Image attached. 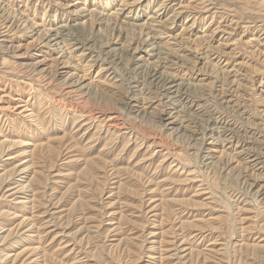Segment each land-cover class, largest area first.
Listing matches in <instances>:
<instances>
[{
	"label": "rangeland",
	"instance_id": "1",
	"mask_svg": "<svg viewBox=\"0 0 264 264\" xmlns=\"http://www.w3.org/2000/svg\"><path fill=\"white\" fill-rule=\"evenodd\" d=\"M0 264H264V0H0Z\"/></svg>",
	"mask_w": 264,
	"mask_h": 264
},
{
	"label": "bare ground",
	"instance_id": "2",
	"mask_svg": "<svg viewBox=\"0 0 264 264\" xmlns=\"http://www.w3.org/2000/svg\"><path fill=\"white\" fill-rule=\"evenodd\" d=\"M127 4V3H126ZM128 5V4H127ZM119 10V9H118ZM87 14V13H86ZM89 15H91L90 13H88L87 14V16H89ZM172 21V20H171ZM114 21H112V20H110V19H108L107 20V22H106V24H107V26H112V29L113 30H115V31H117L118 33H121L122 32V27H118V26H116V24L114 25V23H117L118 21H116V22H114ZM103 23V22H102ZM119 25V24H118ZM122 25V24H121ZM68 26V25H67ZM64 27V26H63ZM110 28V27H109ZM142 28V27H141ZM149 29V28H148ZM73 31V30H72ZM139 31L141 32V38H140V41H139V43L137 42V47L135 48V50H134V55L136 56V57H138V56H140L141 55V53H142V51L145 49V47L146 48H148L149 46H151V44H150V42L152 41V40H150L149 38H147L144 42H143V35H144V28L143 29H139ZM138 31V32H139ZM148 31V30H147ZM44 32V31H43ZM114 32V31H113ZM45 33H48V39H50V42H57L56 44H55V46L57 47L58 46V48L59 49H61V51L63 50V47H59L60 45H64L65 46V48H67V50L70 48L69 46H70V44H68L69 42L67 41V38H68V36H66L65 37V35H63L62 33H61V31L60 32H57V33H55V34H51V32H48V31H45ZM151 33V32H150ZM158 33V32H157ZM115 34V33H114ZM147 34V33H146ZM75 35V34H74ZM148 35H149V33H148ZM53 36V37H52ZM119 36V35H118ZM147 36V35H146ZM93 37V36H92ZM96 37V36H95ZM115 37V36H114ZM132 37H133V35H132ZM135 37H137V36H135L134 35V38ZM150 37V36H149ZM94 38V37H93ZM151 38V37H150ZM72 39V38H71ZM74 39V38H73ZM90 39H91V37H90ZM95 39V38H94ZM93 39V40H94ZM158 39V38H157ZM86 40H87V38H86ZM85 40V41H86ZM114 40V39H113ZM118 40V39H117ZM124 40V39H123ZM136 40V39H135ZM89 41V40H88ZM130 41V40H129ZM74 42H76V40L74 41ZM78 42V41H77ZM110 42V41H109ZM109 42H108V44H109ZM134 42V41H133ZM111 43V42H110ZM130 43V42H129ZM156 43V42H155ZM81 44H82V42H81ZM114 44H116L115 43V41H114ZM128 44V43H127ZM132 44V43H131ZM136 44V43H135ZM157 44V43H156ZM155 44V45H156ZM85 45V44H84ZM110 45V44H109ZM108 45V46H109ZM124 46V45H123ZM122 46V47H123ZM166 46V45H165ZM81 47V46H80ZM159 47V46H158ZM167 47H168V45H167ZM166 47V48H167ZM103 48H104V46H103ZM106 48V47H105ZM134 48V47H133ZM144 48V49H143ZM102 49V48H101ZM70 50V49H69ZM68 50V51H69ZM130 50V49H129ZM128 50V51H129ZM132 50V49H131ZM176 50V49H175ZM60 51V52H61ZM67 51V52H68ZM114 51V50H113ZM127 51V52H128ZM64 52H65V50H64ZM70 52V51H69ZM169 52V51H168ZM173 52V51H172ZM121 53V52H120ZM123 54H124V52H122ZM133 53V52H132ZM176 54H178V53H176ZM116 55V54H115ZM117 55H118V53H117ZM126 55V54H125ZM128 55V54H127ZM133 55V54H132ZM174 55V54H173ZM172 55V56H173ZM168 56V55H167ZM170 56V55H169ZM182 57V56H181ZM135 58V57H134ZM139 58V60L141 59L142 60V58L143 57H138ZM170 58V57H169ZM173 58V57H172ZM179 58V57H178ZM131 59H132V57H131ZM137 61H138V59H137ZM178 61V60H177ZM160 62V63H159ZM159 62H157V63H159L158 65H160V66H162V67H164V63L163 62H161V60H159ZM130 63V62H129ZM136 64V63H135ZM172 64V63H171ZM174 64V63H173ZM137 65V64H136ZM155 65V64H154ZM138 66V65H137ZM150 66V65H149ZM149 66H146V67H148L149 69V71L151 70L152 71V73L151 74H153L152 76L154 77V78H156L155 80H160V82H159V84H161V86L163 87V88H165V89H167V90H169V91H172L173 89H176V91L173 93L175 96H177L178 98H184V101L185 100H188L189 98H188V96H184V94H181V88H182V84H180V80H179V77H177V76H175V74L173 75V74H169V73H166L160 66H152L151 68L149 67ZM136 67V66H135ZM139 67V66H138ZM172 67V66H171ZM178 68V67H177ZM179 69V68H178ZM140 70V69H139ZM144 70H145V68H144ZM160 70H163L162 72L160 71ZM173 70V69H172ZM135 71H137V69L135 70ZM179 71V70H178ZM134 72V71H133ZM69 74V73H68ZM144 74V73H143ZM179 74V73H178ZM138 75H139V73H138ZM137 75V76H138ZM141 76V75H140ZM208 76V75H207ZM149 77V76H148ZM151 77V76H150ZM209 77V76H208ZM183 80V79H182ZM148 81V80H147ZM150 82V81H149ZM131 83V82H130ZM153 83V82H152ZM182 83V82H181ZM151 84V83H150ZM156 84V83H155ZM224 84V83H223ZM157 85H158V83H157ZM154 86V85H153ZM160 87V86H159ZM161 87V88H162ZM189 87V86H188ZM187 88V87H186ZM159 89V88H158ZM178 90H180V91H178ZM165 92V91H164ZM167 92V91H166ZM164 94V93H163ZM167 94V93H166ZM165 94V95H166ZM168 95V94H167ZM195 96V95H194ZM201 96V95H200ZM175 98V97H174ZM196 98V97H195ZM194 98V99H195ZM198 98V97H197ZM177 102V101H176ZM188 102V101H187ZM192 102V101H191ZM190 104V103H189ZM184 106V105H183ZM185 108V107H184ZM112 119V118H111ZM215 120V119H214ZM213 120V121H214ZM212 121V120H211ZM217 121V120H216ZM212 123V122H211ZM213 124H215V123H213ZM215 128V127H214Z\"/></svg>",
	"mask_w": 264,
	"mask_h": 264
}]
</instances>
